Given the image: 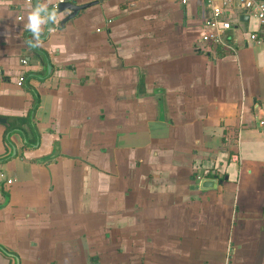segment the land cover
Segmentation results:
<instances>
[{
  "label": "crops",
  "instance_id": "obj_1",
  "mask_svg": "<svg viewBox=\"0 0 264 264\" xmlns=\"http://www.w3.org/2000/svg\"><path fill=\"white\" fill-rule=\"evenodd\" d=\"M70 1L0 0V264H264V24L203 52L202 0Z\"/></svg>",
  "mask_w": 264,
  "mask_h": 264
},
{
  "label": "built area",
  "instance_id": "obj_2",
  "mask_svg": "<svg viewBox=\"0 0 264 264\" xmlns=\"http://www.w3.org/2000/svg\"><path fill=\"white\" fill-rule=\"evenodd\" d=\"M64 0H58L62 2ZM181 5H186L192 0H176ZM209 7V15L205 19L202 33L199 37L200 50L212 51H235V44L228 33L233 26L232 12L246 13L256 17L261 24H264V0H202ZM57 5V3H56ZM54 5V6H56ZM251 39L255 40V35L251 34ZM23 63H26L23 60ZM263 123V122H261ZM230 160L239 162L238 151L230 155ZM205 177L201 174L196 176V180L202 183ZM10 182V180H8Z\"/></svg>",
  "mask_w": 264,
  "mask_h": 264
},
{
  "label": "water",
  "instance_id": "obj_3",
  "mask_svg": "<svg viewBox=\"0 0 264 264\" xmlns=\"http://www.w3.org/2000/svg\"><path fill=\"white\" fill-rule=\"evenodd\" d=\"M37 2L38 0H35V7H37ZM97 1H89V2H85V3H75L72 2L70 0H65L62 2H58L56 5V8H50L47 9V11L45 12H41L44 15H50L53 11H55L56 13L68 10L69 13L60 21V25H64L69 19L75 17L81 10L92 6L93 4H95ZM53 19H49L47 22V28L49 29L51 27V23H52ZM6 119L3 117H0V123H5Z\"/></svg>",
  "mask_w": 264,
  "mask_h": 264
},
{
  "label": "clouds",
  "instance_id": "obj_4",
  "mask_svg": "<svg viewBox=\"0 0 264 264\" xmlns=\"http://www.w3.org/2000/svg\"><path fill=\"white\" fill-rule=\"evenodd\" d=\"M42 11H47V8L44 6H38L35 8L34 11L30 12L28 15V22L26 24V28L38 33L39 31V25L42 23V18L40 16V13ZM57 18L56 12L53 11L49 16L48 19H53L55 20ZM30 43V42H29Z\"/></svg>",
  "mask_w": 264,
  "mask_h": 264
},
{
  "label": "trees",
  "instance_id": "obj_5",
  "mask_svg": "<svg viewBox=\"0 0 264 264\" xmlns=\"http://www.w3.org/2000/svg\"><path fill=\"white\" fill-rule=\"evenodd\" d=\"M27 117H15L9 124L6 126V131H9L15 126H20L26 121Z\"/></svg>",
  "mask_w": 264,
  "mask_h": 264
}]
</instances>
